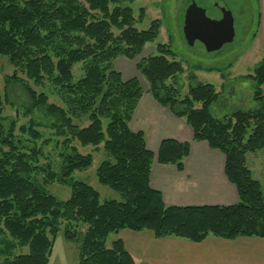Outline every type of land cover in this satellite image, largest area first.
Instances as JSON below:
<instances>
[{"label":"trees","instance_id":"16d2710c","mask_svg":"<svg viewBox=\"0 0 264 264\" xmlns=\"http://www.w3.org/2000/svg\"><path fill=\"white\" fill-rule=\"evenodd\" d=\"M134 1L0 0V56L8 57L38 86L47 81L60 89L65 107L50 104L45 93L25 86L34 108L51 119L49 127L57 136L67 139L71 135L82 147L96 150L103 145L112 160L99 166L98 181L124 198L102 202L92 186L73 179L94 162L92 154H81L76 148L67 151L66 145L58 174L51 166H36L41 152L35 149L28 154L15 138L16 123L5 125L0 93V235H9L12 249L29 248L27 254L6 264H49L61 221L88 227L78 264H136L122 240L107 247L109 236L125 229L193 243L209 237L264 239V182L253 177L247 164L248 154L264 153V59L248 76L255 84L253 98L258 108L236 111L223 120L211 113L219 97L214 85L199 83L185 97L169 86L170 79L184 73L181 62L167 59L173 55L169 47L159 46L158 56L138 64L149 84L148 94L184 119L196 142H206L225 156L226 176L239 193V203L233 206H167L150 185L155 154L148 149L144 133L130 128L144 92L137 79L125 81L113 67L119 57L134 60L158 36L159 21L148 30L135 27L133 10L127 5ZM80 63L85 76L75 82L74 67ZM73 116L85 118L89 125L80 127ZM29 132L41 139L34 126ZM190 151L189 143L166 139L157 160L182 171ZM36 170L48 173V181L57 177L67 184L70 198L60 201L50 194L34 177ZM65 238L74 242L76 232L66 229Z\"/></svg>","mask_w":264,"mask_h":264},{"label":"rangeland","instance_id":"374dc122","mask_svg":"<svg viewBox=\"0 0 264 264\" xmlns=\"http://www.w3.org/2000/svg\"><path fill=\"white\" fill-rule=\"evenodd\" d=\"M224 1L232 12L236 36L232 42L222 45L216 51H209L205 44L199 41L193 47L188 45L184 33V21L190 0H135L132 4H127L133 10V16L137 21L135 27L138 30H148L154 21L160 22V28L156 40L148 43L139 56L134 60L124 56L117 58L113 62L114 69L121 73L125 81L137 79L144 95L148 94L149 84L142 73L138 71L137 66L149 57L158 56L159 46L169 47L173 55L167 59L181 62L184 68L183 74L168 81L170 87L173 86L179 90L181 97H185L189 93L190 87L205 83L214 85L219 93L218 100L211 106V113L217 119L223 120L236 111L258 108V103L253 98L255 84L248 76L254 74L255 69L264 59V0ZM206 2L208 7H213L215 4L214 0H206ZM142 10H144L143 20L140 21ZM216 16L224 18V14L221 12H217ZM212 29L216 30L217 28L214 26ZM116 34H118L117 31ZM220 42L216 37H213L209 44L217 46ZM84 76V64H77L74 67L75 82ZM25 86L37 94L45 93L50 104L65 107L67 101L59 88L47 81L43 86H38L13 66L8 57L0 56L2 118L5 119L6 126H9L11 121L16 123L15 138L21 140L24 150L28 154H33L35 149L41 152L38 155L36 166L39 165L45 169L51 166V170L58 174L61 169V154L66 151L67 147L69 148L67 151L73 147L81 154H92L94 157L92 167L86 171L76 172L73 179L92 186L100 193L102 202L124 201L120 193L98 181L99 166L106 160H112L104 151L103 145L98 150L93 146L82 147L77 140L72 139L71 135L67 138L71 140V143L66 144V137L57 136L56 130L49 127L52 123L51 119L47 118L38 108H34L33 99ZM73 119L74 123L79 124L80 127L84 128L89 125V121L85 118L80 120L73 116ZM32 126L37 134L41 135V139L30 134ZM23 129L26 130V133H23ZM247 164L253 177L263 183L264 153L260 151L248 154ZM48 176V173L37 172V170L34 173V177L46 186L50 194L60 201L68 200L71 196V188L58 180L57 177L56 180L48 181ZM61 222V231L54 240L49 264H78L80 243L88 227L82 223ZM66 229L72 230L73 233L76 232L77 240L68 241L65 238ZM116 238V234L109 236L108 248L112 247ZM11 240L7 234L0 235V264H6L7 260L29 252L27 247L12 249L10 247ZM8 246L11 248L10 250H8Z\"/></svg>","mask_w":264,"mask_h":264},{"label":"crops","instance_id":"0c3cea01","mask_svg":"<svg viewBox=\"0 0 264 264\" xmlns=\"http://www.w3.org/2000/svg\"><path fill=\"white\" fill-rule=\"evenodd\" d=\"M130 128L144 133L148 149L155 154L150 185L162 194L167 206L226 207L239 203L238 190L225 173V156L206 142H196L185 120L176 117L149 94L140 99ZM166 139L190 144V155L182 171L176 165L158 162V151ZM116 236L136 264H264L262 238L209 237L202 243H193L177 238L157 239L151 231L129 229Z\"/></svg>","mask_w":264,"mask_h":264},{"label":"water","instance_id":"95a60500","mask_svg":"<svg viewBox=\"0 0 264 264\" xmlns=\"http://www.w3.org/2000/svg\"><path fill=\"white\" fill-rule=\"evenodd\" d=\"M214 2L213 7H208L206 0H191L184 21V33L189 46L193 47L199 41L205 44L209 51H216L234 40L235 24L228 4L224 0ZM217 12L224 14V18H218ZM214 26L216 30L212 29ZM213 37L221 41L219 45L209 44Z\"/></svg>","mask_w":264,"mask_h":264},{"label":"flooded vegetation","instance_id":"af4514ba","mask_svg":"<svg viewBox=\"0 0 264 264\" xmlns=\"http://www.w3.org/2000/svg\"><path fill=\"white\" fill-rule=\"evenodd\" d=\"M190 3H191V0H190Z\"/></svg>","mask_w":264,"mask_h":264}]
</instances>
